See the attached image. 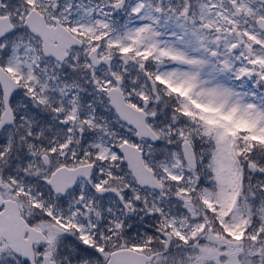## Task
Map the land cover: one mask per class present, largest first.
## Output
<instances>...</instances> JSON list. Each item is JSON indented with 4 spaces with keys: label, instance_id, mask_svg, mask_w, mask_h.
<instances>
[{
    "label": "snow or ice",
    "instance_id": "6c2138e0",
    "mask_svg": "<svg viewBox=\"0 0 264 264\" xmlns=\"http://www.w3.org/2000/svg\"><path fill=\"white\" fill-rule=\"evenodd\" d=\"M0 264H264V0H0Z\"/></svg>",
    "mask_w": 264,
    "mask_h": 264
}]
</instances>
